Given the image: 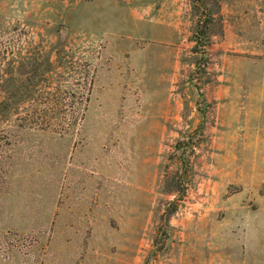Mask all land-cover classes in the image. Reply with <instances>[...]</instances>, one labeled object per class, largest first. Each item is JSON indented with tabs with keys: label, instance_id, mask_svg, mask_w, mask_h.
Segmentation results:
<instances>
[{
	"label": "rangeland",
	"instance_id": "1",
	"mask_svg": "<svg viewBox=\"0 0 264 264\" xmlns=\"http://www.w3.org/2000/svg\"><path fill=\"white\" fill-rule=\"evenodd\" d=\"M205 1L0 0V264H264V0Z\"/></svg>",
	"mask_w": 264,
	"mask_h": 264
},
{
	"label": "trees",
	"instance_id": "2",
	"mask_svg": "<svg viewBox=\"0 0 264 264\" xmlns=\"http://www.w3.org/2000/svg\"><path fill=\"white\" fill-rule=\"evenodd\" d=\"M193 5L197 7V9H201V18L199 19V22L205 21L206 22V28H209L210 23L213 21V15L212 12L209 8L208 2L205 0H192ZM198 22V23H199ZM201 25V23H199ZM207 31L205 32L204 30L200 31V35H198V43H202L203 39L207 37ZM206 34V35H205ZM176 209H173L170 211L169 215H172L175 212Z\"/></svg>",
	"mask_w": 264,
	"mask_h": 264
}]
</instances>
